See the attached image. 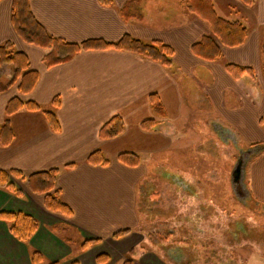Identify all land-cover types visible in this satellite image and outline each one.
Returning <instances> with one entry per match:
<instances>
[{
  "label": "crops",
  "instance_id": "1",
  "mask_svg": "<svg viewBox=\"0 0 264 264\" xmlns=\"http://www.w3.org/2000/svg\"><path fill=\"white\" fill-rule=\"evenodd\" d=\"M111 1L112 5L105 7L99 0H29V7L35 20L51 37L70 44H111L125 36L148 45L161 43L173 51L170 68L129 52L92 50L81 52L67 64L47 69L42 63L45 52L25 44L13 30V0L0 2V46L10 42L15 52L27 58L30 70L38 74L33 91L27 96L16 97L24 103L38 104L43 112H52L60 128L59 132L52 131L42 113L22 110L12 116L10 125L14 138L9 147H0V171H17L27 180L30 176L58 169L55 189L61 192L62 202L72 213L71 218H65L48 212L42 196L31 194L27 184L11 178L14 185L20 183L15 186L23 196L18 198L0 191V212L30 216L38 222V230L23 244L10 235L5 223L0 222V249L9 243L15 250L22 251L18 257H23L26 264H31L30 250L40 253L45 260L69 263L67 259L73 254L71 242L53 233L61 225L77 237L80 246L84 241L99 242L75 256L79 264L84 257L96 261L100 254H107L110 264L114 259H123L143 242L144 236L136 232L135 207L137 188L145 176L143 163L155 153L171 150L180 131L175 128L176 135L169 138L158 128L143 131L141 125L145 121L174 125L188 116L189 128L199 129L196 121L191 124L197 117L194 106H187V111L181 114L182 107L187 105L183 89H186L189 76L221 115L225 136L230 137V129L233 130L249 145V152L264 145V128L260 126V120L264 119V88L258 85L257 79L261 71L259 46L264 37V0H257L251 6H259V16L253 19L250 16L254 31L247 28L245 44L233 49L219 46L221 56L214 63L192 54V46L202 36L210 35L208 27L198 19L196 21L204 29L194 21L163 30L149 29L144 25L140 6L133 10V20H128V15L122 17V10L131 0ZM227 64L252 69L260 96L259 107L227 74ZM197 71L199 75L195 76ZM204 75L207 78H203ZM227 91H233L232 95L239 101L230 106L231 110L224 108ZM152 97L157 99L159 108L152 107ZM55 99L59 100L58 108L52 105ZM7 102L8 99L3 102L4 108ZM113 117L121 119L122 134L110 140L100 139L101 128ZM3 120L4 112L0 123ZM187 125L181 124L185 128ZM194 135L195 132L189 134V147L196 146ZM95 152L108 161L107 166L87 163ZM120 154L136 155L141 163L136 168L127 167L118 161ZM248 162L250 193L264 203V150L252 154ZM68 165L71 168H66ZM218 187V183L214 185V195L219 193ZM197 189L191 192L194 194ZM119 230L130 233L113 240V233ZM93 248L98 249V254L91 256L89 250ZM133 264L167 263L154 256L151 259V254L146 252Z\"/></svg>",
  "mask_w": 264,
  "mask_h": 264
},
{
  "label": "rangeland",
  "instance_id": "2",
  "mask_svg": "<svg viewBox=\"0 0 264 264\" xmlns=\"http://www.w3.org/2000/svg\"><path fill=\"white\" fill-rule=\"evenodd\" d=\"M213 3L220 18L241 22L246 28L252 26L250 16L252 19L259 16V6L247 7L239 0H213ZM180 4L181 0L144 1L140 5L144 25L149 29L163 30L194 21L204 29L194 16L185 13ZM251 30L254 31L253 28ZM259 51L262 67L260 46ZM202 73L205 71L202 70ZM10 74L11 68H2L0 84H5ZM198 75L199 71L195 76ZM257 79L258 85L264 88L262 71H259ZM193 81L189 76L186 89H183L187 105L182 107L181 114L187 111V106H194L197 117L192 119L191 124L196 121L199 129L189 128L188 116L183 122L177 120L172 125L175 131H180L174 147L161 154H153L143 163L145 176L137 188L135 207L138 216L136 232L144 236V240L138 246L144 247L145 253L151 254V259L154 256L167 264H264V203L257 201L248 187V160L252 154L262 152L264 146L249 152V145L233 130L230 129V137L225 136L221 115L212 108ZM15 90L0 95L1 118L5 109L3 102L16 97L18 93ZM232 94L233 91H227L225 109L231 110L230 106L239 103ZM181 124L188 125L185 128ZM190 130L195 132L196 146L189 147V134L193 133ZM237 167L240 172V195L232 187V175ZM217 183L219 193L214 195L213 187ZM194 186L198 191L193 194ZM53 233L71 242L73 254L67 259L68 264H79L75 257L81 253L77 237L62 225L56 227ZM154 235L167 237L168 240L160 241ZM97 251L94 248L89 250L91 256L97 255ZM29 252L31 258L35 251ZM21 255L22 251L7 243L0 249V264H26L23 257H18ZM203 256L207 259L203 260ZM126 260L128 253L123 259H114L110 264H122ZM51 263L44 260L43 264ZM81 264H95V260L84 257Z\"/></svg>",
  "mask_w": 264,
  "mask_h": 264
},
{
  "label": "trees",
  "instance_id": "3",
  "mask_svg": "<svg viewBox=\"0 0 264 264\" xmlns=\"http://www.w3.org/2000/svg\"><path fill=\"white\" fill-rule=\"evenodd\" d=\"M144 1L147 0H131L128 2L122 10V17L126 18V15H128L130 19H127L133 20V10ZM239 1L247 7H251L257 0ZM99 3L105 7L112 5L111 0H99ZM180 5L185 13L194 16L208 27L210 31L209 36H202L192 46L191 51L196 58L208 63H214L221 56L219 46L233 49L245 44L248 37L247 28L241 22H228L220 18L215 12L212 0H181ZM11 25L21 41L45 52L42 63L47 69L67 64L73 61L81 52L92 50H114L133 53L155 62L163 68H170L172 63L173 51L171 48L161 43L144 44L129 36H125L117 43L106 44L97 42V44L84 43L81 45L70 44L53 38L33 17L29 7V0H13ZM260 50L263 58L261 71L264 73V37L261 39ZM4 67L11 68V74L5 84H0V95L7 93L12 88L16 89L19 96H27L33 91L37 84L38 74L30 70L27 58L22 53L15 52L10 42H6L0 46V70ZM225 70L237 86L247 94L252 103L259 107L260 96L252 69L227 64L225 65ZM151 101L153 108H159V103L155 97H152ZM52 105L54 108H58L59 100L55 99ZM22 110L32 113L42 112L48 120L51 130L54 132L60 131L55 115L52 112H43L38 104L33 102L24 103L20 98L14 97L5 106L4 120L0 123V147L6 148L11 145L14 136L10 119ZM260 126L264 128V119L260 120ZM123 128L121 119L113 117L101 128L99 138L102 140L114 139L122 134ZM141 128L146 132L158 128L166 137H173L176 134L174 127L168 122L156 124L153 121H145L142 123ZM118 161L131 168H136L141 163L138 156L130 154H120ZM87 163L92 166L105 167L108 165V161L99 152L90 155ZM66 168H71V166L68 165ZM58 172V169H52L46 173L30 176L27 180H24L23 176L17 171H0V190L22 198L21 191L12 183L11 178L25 181L31 194L43 197V206L48 212L65 218H71L72 213L70 209L61 200V192L55 189ZM0 222L5 223L10 235L23 244L29 242L38 230V222L34 218L22 213L0 212ZM129 233L130 231L128 230L118 231L112 235V239L119 240ZM154 237L163 242L168 240L167 237L158 235H154ZM96 244H99V242L84 241L80 249L84 252ZM144 253V247H134L128 252V260L122 264H132ZM202 259L206 260L207 256H203ZM44 260V257L40 253L33 252L30 263L43 264ZM109 262L110 258L107 254L98 255L95 261L96 264H108ZM51 264H59V262Z\"/></svg>",
  "mask_w": 264,
  "mask_h": 264
},
{
  "label": "water",
  "instance_id": "4",
  "mask_svg": "<svg viewBox=\"0 0 264 264\" xmlns=\"http://www.w3.org/2000/svg\"><path fill=\"white\" fill-rule=\"evenodd\" d=\"M243 172H244V170H243ZM244 174V173H243ZM243 176V175H242ZM244 177V176H243ZM239 178H240V172H239V169H238V167H237V169L236 170H234V172H233V175H232V187L234 188V190L237 192V193H239V195L241 194V188L239 187V185H238V182H239ZM243 180H244V178H243ZM238 187H237V186ZM245 189H246V187H245Z\"/></svg>",
  "mask_w": 264,
  "mask_h": 264
}]
</instances>
